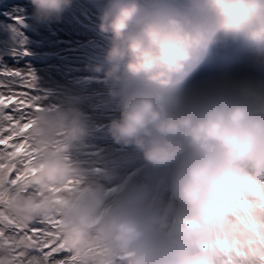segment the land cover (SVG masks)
<instances>
[{
    "label": "clouds",
    "instance_id": "clouds-1",
    "mask_svg": "<svg viewBox=\"0 0 264 264\" xmlns=\"http://www.w3.org/2000/svg\"><path fill=\"white\" fill-rule=\"evenodd\" d=\"M28 2L33 25L73 4ZM98 19L111 43L84 79L103 72L118 109L104 132L148 175L89 177L75 158L86 115L72 102L33 111L32 171L15 185L0 171V232L21 229L0 236V264H50L24 231L49 219L68 264H260L264 0H107ZM207 62L218 70L196 73Z\"/></svg>",
    "mask_w": 264,
    "mask_h": 264
},
{
    "label": "rangeland",
    "instance_id": "rangeland-1",
    "mask_svg": "<svg viewBox=\"0 0 264 264\" xmlns=\"http://www.w3.org/2000/svg\"><path fill=\"white\" fill-rule=\"evenodd\" d=\"M106 2L107 0H73L72 7L63 13L58 22L33 25L28 19L32 11L28 1L0 0V70H30L35 77L32 94L39 98L41 108L54 107L61 102L75 103L92 127V135L82 148L76 150L75 158L89 177L107 178L110 184H115L114 175L146 176L148 173L141 169V161L131 149L113 144L104 132V125L118 115V109L116 103L107 97L105 86L99 79L103 72L95 76L90 74L84 79V75L92 73L91 67L96 65L87 62L103 61L107 49L104 45L108 44L109 47L111 43V34L101 33L97 27L100 9ZM172 2L182 6L186 0ZM19 9L24 11L15 13ZM16 17L21 18L23 23H18L14 19ZM26 34L28 36H25ZM23 53L24 60L21 58ZM83 79L88 80L84 81V102L77 88ZM98 85L104 86V91ZM16 88L30 91L27 87ZM86 89H89L90 94H85L88 92ZM0 91L7 93V89ZM29 111L32 113L35 108ZM4 124L7 126V122ZM26 132L27 130L25 136ZM20 140V137L16 138V142ZM3 161L9 162L4 168L9 173L11 161L7 157ZM4 170L1 169L3 172ZM243 207L241 201L235 203L237 210ZM34 227L42 228L44 225L37 221ZM16 232L9 230L5 235H13ZM26 232L28 235L32 234ZM49 250L50 248L43 249ZM256 250L255 245H250L247 251L237 250L234 254L248 256ZM37 251L41 252L39 249ZM59 255L62 258L68 257L65 251ZM259 259L260 264H264V254H261Z\"/></svg>",
    "mask_w": 264,
    "mask_h": 264
},
{
    "label": "snow or ice",
    "instance_id": "snow-or-ice-1",
    "mask_svg": "<svg viewBox=\"0 0 264 264\" xmlns=\"http://www.w3.org/2000/svg\"><path fill=\"white\" fill-rule=\"evenodd\" d=\"M18 23H23L21 18H14ZM13 85L20 87H27L30 91H15ZM35 88V77L30 70L28 71H14V70H0V89H7V93L0 91V161L7 157L13 161V166L9 171V180L11 184L15 185L22 181L31 170L30 164L33 159V150L27 137L24 135L25 131L30 128V111L35 108H41L38 97L32 94ZM8 110V111H5ZM3 122H7V126ZM21 140L16 142V138ZM4 165L0 163V169ZM70 187V185H69ZM44 227L35 228L28 226L25 230H30V239H33L38 245L39 250L45 255V258L50 264H68L67 259H56L54 254H58L63 250L62 245L58 242V234L56 231L58 221L49 219L41 222ZM3 228V224H0ZM16 232L21 229L12 225L8 231ZM24 230V231H25ZM7 231V233H8ZM5 235V232H0V236ZM43 251V249H49Z\"/></svg>",
    "mask_w": 264,
    "mask_h": 264
},
{
    "label": "trees",
    "instance_id": "trees-1",
    "mask_svg": "<svg viewBox=\"0 0 264 264\" xmlns=\"http://www.w3.org/2000/svg\"><path fill=\"white\" fill-rule=\"evenodd\" d=\"M23 1H28V0H23ZM30 7V6H29ZM18 8V6L16 7V9ZM16 9H15V11H16ZM20 11H24L23 9H19L17 12H15V13H19ZM7 50V49H6ZM21 58H23V60H24V56L23 57H21ZM27 58V57H26ZM16 60V59H15ZM20 60H22V59H20ZM19 61V60H18ZM19 85H13V88H15V89H13V90H15V91H21V90H18L16 87H18ZM63 87V86H62ZM4 123V122H3ZM0 148H3V146H0ZM0 163H2L3 165H4V167H3V170H4V168H6V165L9 163L8 161H0ZM13 161H11V168H12V166H13ZM0 171H1V169H0ZM4 172H6V170H4ZM37 222H34L33 224H31L30 226H34V224H36ZM35 228H38V227H35ZM40 228V227H39ZM26 231H29V232H31L30 230H26ZM67 254V253H66ZM56 255H58V257H55L56 259H65V258H62V257H60V255H59V253L58 254H56ZM66 256H68V254L66 255ZM68 258V257H67Z\"/></svg>",
    "mask_w": 264,
    "mask_h": 264
},
{
    "label": "bare ground",
    "instance_id": "bare-ground-1",
    "mask_svg": "<svg viewBox=\"0 0 264 264\" xmlns=\"http://www.w3.org/2000/svg\"><path fill=\"white\" fill-rule=\"evenodd\" d=\"M178 3H180V1ZM77 88L79 89V91H78L79 92V95H80V97L82 98V100L84 102V87L79 84V86Z\"/></svg>",
    "mask_w": 264,
    "mask_h": 264
}]
</instances>
